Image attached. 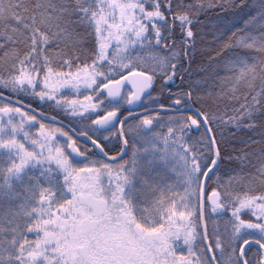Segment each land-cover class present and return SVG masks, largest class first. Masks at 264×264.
I'll use <instances>...</instances> for the list:
<instances>
[{
  "label": "snow or ice",
  "instance_id": "obj_1",
  "mask_svg": "<svg viewBox=\"0 0 264 264\" xmlns=\"http://www.w3.org/2000/svg\"><path fill=\"white\" fill-rule=\"evenodd\" d=\"M0 264H264V0H0Z\"/></svg>",
  "mask_w": 264,
  "mask_h": 264
},
{
  "label": "trees",
  "instance_id": "obj_2",
  "mask_svg": "<svg viewBox=\"0 0 264 264\" xmlns=\"http://www.w3.org/2000/svg\"><path fill=\"white\" fill-rule=\"evenodd\" d=\"M71 98H75V97L69 96V99H71ZM32 106L35 107L38 112H40L43 109V107H44L43 105H39V104H35V103ZM48 111H50V110H48ZM33 131L34 132L38 131V126L36 128H34Z\"/></svg>",
  "mask_w": 264,
  "mask_h": 264
},
{
  "label": "water",
  "instance_id": "obj_3",
  "mask_svg": "<svg viewBox=\"0 0 264 264\" xmlns=\"http://www.w3.org/2000/svg\"><path fill=\"white\" fill-rule=\"evenodd\" d=\"M37 113H39L38 111H37ZM39 118V117H38Z\"/></svg>",
  "mask_w": 264,
  "mask_h": 264
}]
</instances>
